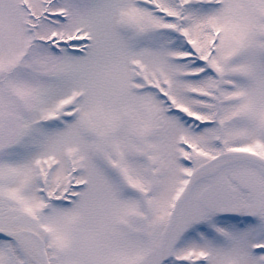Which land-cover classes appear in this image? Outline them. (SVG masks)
I'll list each match as a JSON object with an SVG mask.
<instances>
[{"label": "snow or ice", "instance_id": "obj_1", "mask_svg": "<svg viewBox=\"0 0 264 264\" xmlns=\"http://www.w3.org/2000/svg\"><path fill=\"white\" fill-rule=\"evenodd\" d=\"M0 264H264V0H0Z\"/></svg>", "mask_w": 264, "mask_h": 264}]
</instances>
